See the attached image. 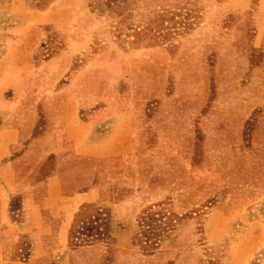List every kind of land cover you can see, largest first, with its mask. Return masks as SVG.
<instances>
[{
  "label": "rangeland",
  "instance_id": "374dc122",
  "mask_svg": "<svg viewBox=\"0 0 264 264\" xmlns=\"http://www.w3.org/2000/svg\"><path fill=\"white\" fill-rule=\"evenodd\" d=\"M51 1L0 0V37ZM232 3L88 0L101 24L63 67L67 31L37 33L27 102H56L50 89L67 87L100 105L105 81L133 111L132 151L63 168L64 191L99 188L98 205L71 219L67 264H264V0ZM122 60L129 73L119 71ZM10 207L16 214L18 198ZM27 247L19 238L9 258L26 259Z\"/></svg>",
  "mask_w": 264,
  "mask_h": 264
},
{
  "label": "crops",
  "instance_id": "0c3cea01",
  "mask_svg": "<svg viewBox=\"0 0 264 264\" xmlns=\"http://www.w3.org/2000/svg\"><path fill=\"white\" fill-rule=\"evenodd\" d=\"M232 1L225 0V9L232 8ZM21 14L24 17L13 25L1 28L9 32L7 38L0 37V264L44 260L67 264L71 219L81 206L98 205L99 188L89 183L64 191L63 168L77 159L118 157L132 151L133 111L126 97L117 88L107 87L105 81L97 92L100 105L85 99L83 88L67 87L56 92L50 89L53 96H61L56 102L53 97L27 102L25 97L32 94L31 84L37 74H29L30 82L25 86L23 79L29 73L31 47L38 42L39 30L67 31L63 67L80 48L88 46L101 20L88 0H52L43 9L29 8ZM41 64L42 69L48 68L44 61ZM86 67L78 66L77 78L84 77ZM118 69L129 73V62L122 60ZM47 158L53 160L52 165L38 179ZM14 198H18L16 214L10 211ZM21 237L28 243L26 259L23 254L19 255L21 260L10 259L9 246Z\"/></svg>",
  "mask_w": 264,
  "mask_h": 264
},
{
  "label": "trees",
  "instance_id": "16d2710c",
  "mask_svg": "<svg viewBox=\"0 0 264 264\" xmlns=\"http://www.w3.org/2000/svg\"><path fill=\"white\" fill-rule=\"evenodd\" d=\"M14 209L12 208V207H10V211H13ZM95 220H96V217H93V220H92V222H95Z\"/></svg>",
  "mask_w": 264,
  "mask_h": 264
}]
</instances>
